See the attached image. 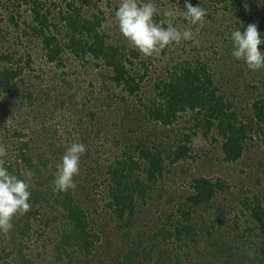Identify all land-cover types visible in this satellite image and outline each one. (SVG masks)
Returning a JSON list of instances; mask_svg holds the SVG:
<instances>
[{
  "label": "rangeland",
  "instance_id": "obj_1",
  "mask_svg": "<svg viewBox=\"0 0 264 264\" xmlns=\"http://www.w3.org/2000/svg\"><path fill=\"white\" fill-rule=\"evenodd\" d=\"M169 1L138 0L139 3H154L159 15L171 7ZM54 2L58 3L59 0L46 3L45 10L50 8L53 12ZM76 2L78 6H84L83 12L88 16L102 13V17L105 18L102 31L111 35L110 41L115 45L130 46L129 50L134 48L122 36L115 20V11L122 0H76ZM244 3L246 16H237L233 12H219L214 17L215 23L211 24L209 20L207 34L195 32L193 34L195 39L191 44L188 41L173 43L161 50L158 56L153 57H144L140 54L135 64L136 62L145 64L149 70L140 94L148 92V96L155 95L154 84L157 78L164 76L167 69L175 65L179 59L193 55L194 48H198L202 53L208 54L206 58L211 59L216 78L228 83L233 88L231 92L238 93L236 101L239 104L249 102L247 99L254 100L260 95L264 96V68L249 70L244 61L237 60L232 55L234 44L231 34L234 30L244 32L248 24L255 23L261 38L264 39V0H244ZM21 12L18 28L10 22L5 6H0V52L15 54L14 66L22 68L23 71L20 95L14 100L0 96V140L4 139L2 142L10 146L7 156L0 159L10 161L12 166H16L14 158L16 147H20V140L27 141L30 156L37 168L33 173L38 175L46 198L51 199L54 196L56 166L61 163L67 148L72 143L86 145L87 151L81 156L79 175L74 177L77 184L74 190L75 197L91 213L93 231L102 236L97 249L110 263L115 259L117 249L122 246L121 242L126 243L133 237L154 232L158 226L170 223L172 221L169 220L170 216L173 218L176 216L173 222L177 221L178 204H184L190 197L193 192L192 182L195 179L206 177L213 183H217L218 180L225 181L229 189L217 195L214 207L208 212L199 211L204 217L202 223L198 220L196 243H189L187 240L188 245L182 243L178 248L173 244L166 246L168 253L163 249L166 254L159 264H227L226 261L215 258L219 253L216 250L225 239L235 238L237 242L230 243L235 249L236 262L233 261L232 264L241 262L249 264L248 259L251 263L259 264L258 254L249 256L248 251L250 249L258 251L260 240L254 237L249 239L240 237L245 228L253 227L252 222L247 223L250 221V215L240 202L245 197L258 193L264 196V145L258 143L259 146L250 148L239 162L228 164L223 160L220 146L211 138L205 139L200 134L194 136L191 140L192 157L174 165L166 162L164 178L156 191L154 190L153 199L139 210L130 228L120 231L105 206L109 184L108 168L124 153L121 139L120 142L117 140V133L120 130H131L132 136H135L136 132L140 131L139 127L145 124L143 107L139 105L136 95L131 96L122 88L115 87L109 79L107 69L91 58L83 59L65 52L60 61L54 63L47 61L40 42L33 39L28 31L31 14L25 7ZM58 14L59 9L52 13L50 19L56 18ZM176 19L173 23L177 22ZM154 21L156 22L155 17ZM54 22L59 23L58 19ZM25 32L29 34L25 35ZM58 36L62 38L63 34ZM260 49L264 52V44H261ZM137 67L140 69L142 66ZM143 71L144 69L141 73ZM254 86H257L258 90L254 89ZM27 92L31 93V99L26 97ZM144 103H148L147 99ZM189 119L188 117L182 119L177 126L181 138L184 133L190 134L194 125L193 120ZM14 131L21 133V137H16ZM169 134L170 137L163 141L165 150H170L169 146L176 141V134L174 132ZM156 143L159 144L158 139ZM252 144L256 145V142ZM21 169L24 174L29 172L22 165ZM220 205L227 213L222 220L215 221ZM52 206L47 207V210L54 211L52 213L55 216L51 215L53 219L51 218L46 228L41 225L44 216L33 222L37 225L36 232H40L42 238L37 237L35 233L31 240L27 238L24 241V244L31 248L30 252L39 264H49L54 259L53 246L63 227L62 216ZM56 217L57 221L54 220ZM237 225L238 229L235 228ZM207 230H212L211 236H208ZM168 254L170 258L167 260Z\"/></svg>",
  "mask_w": 264,
  "mask_h": 264
},
{
  "label": "trees",
  "instance_id": "obj_2",
  "mask_svg": "<svg viewBox=\"0 0 264 264\" xmlns=\"http://www.w3.org/2000/svg\"><path fill=\"white\" fill-rule=\"evenodd\" d=\"M48 2L53 3V0H0V6H5L10 22L18 28L22 17L21 10L24 7L27 9L31 14L28 31L33 39L40 42L47 61L58 62L65 52L83 59L91 58L107 69L109 79L115 87L122 88L131 96L136 95L139 105L143 107L146 125H141L135 136H132L131 130H120L121 132L117 133V140L120 142L121 139L124 153L108 168L109 184L105 206L120 231L130 228L139 210L153 199L154 190L156 191L164 178L166 162L174 165L192 157L191 140L194 136L200 134L205 139L211 138L220 146L223 160L228 164L239 162L250 148L259 146L258 143L264 145V96L260 95L254 100L247 99L249 102L239 104L236 101L238 93L231 92L233 88L228 83L216 78L212 61L206 58V52L202 53L201 49L194 48L193 55L179 59L167 69L164 76L157 78L154 84L155 95L148 96V92L140 94L142 84L149 73L148 67L138 62L135 64L139 59V51L134 48L129 50L130 46L115 45L110 41L111 35L103 33L105 18L102 13L100 12L101 16H88L83 12L84 6H78L76 0H59L58 3L52 4L53 12L59 9V14L50 19L53 12L50 8L45 10ZM187 2L206 10L207 15L203 23L192 25L183 17L186 0H170L169 5L177 12V22L173 24L182 29L191 28L193 34L198 31H201L200 34H207L210 21L211 24L215 23L214 17L221 11L233 12L243 17L247 15L244 0ZM55 19H58L59 23H55ZM155 19L156 23L165 19L163 12L157 14ZM29 32H25V35ZM62 34L63 37L60 38L58 35ZM193 39L188 40V43H193ZM15 56L12 52H0V96L7 100L16 99L22 92L20 79L23 71L22 68L14 66ZM137 65L142 67L138 69ZM254 89L258 90V87L254 86ZM25 94L31 99V93ZM146 99L148 103H144ZM186 117L190 118L189 121L193 120L194 125L191 131L187 130L190 134L184 133L181 138L177 126ZM172 132L176 134V141L169 146L170 150H165L163 141L170 137L169 133ZM14 134L18 138L21 137V133L17 131H14ZM2 141L4 139L0 140V143L9 150V144ZM255 142L256 145H253ZM19 143L20 147L17 146L14 152L16 166L4 160L3 165L21 179H25V176L21 175L24 173L21 165L32 172L29 180L31 208L26 214L13 219V228L7 236L0 233V264L38 263L30 252L31 248L25 245L24 241L27 238L31 240L35 233L37 237L42 238L41 233L36 232L37 225L33 222L44 216L41 225L46 228L54 212L47 210V207L52 204V208L57 209L62 216L63 227L53 246L54 259L49 264H159L171 244L178 248L182 243L188 245L187 240L189 243H196L198 220L202 223L204 217L199 211H210L217 195L229 189L225 181L218 180L213 183L206 177L195 179L192 182L193 192L190 197L184 204H178L177 221L173 222L175 215L174 218L170 216L169 220L172 221L158 226L154 232L133 237L126 243L121 242L122 246L117 249L116 257L110 263L97 249L102 236L93 231L91 213L78 201L73 190L67 193L53 191L54 196L51 199L46 198L38 175L33 173L37 168L30 156L29 143L24 140ZM240 205L249 212L250 221L247 223L252 222L253 225L245 228L240 237H254L260 240L259 250L255 251V254H258V263H264V196L258 193L245 197ZM217 210L215 221H220L227 212L221 205ZM54 220L57 221V217ZM235 228L238 229L239 226ZM207 232L208 236L212 235V230ZM232 242H237V239H225L220 247H217L216 251L219 253L215 258L219 261L222 259L227 264L234 263L235 249L230 245ZM163 249L166 252H163ZM169 258L168 254L167 260ZM248 260L247 263L250 264V259Z\"/></svg>",
  "mask_w": 264,
  "mask_h": 264
},
{
  "label": "clouds",
  "instance_id": "obj_3",
  "mask_svg": "<svg viewBox=\"0 0 264 264\" xmlns=\"http://www.w3.org/2000/svg\"><path fill=\"white\" fill-rule=\"evenodd\" d=\"M186 11L182 15L192 25L203 23L206 10L200 6H193L185 3ZM158 14L157 6L152 2L139 3L138 0H122L118 10L115 11V20L118 23L119 31L129 44L139 51L144 57L158 56L161 50L175 43L193 39L191 28H180L174 25L177 12L172 8L163 10L165 19L160 23L154 21ZM167 25L165 27L164 25ZM243 26V25H242ZM234 44L232 55L237 60H242L247 68L252 71L264 68V52L260 46L264 39L258 31L255 23L247 25L244 32L234 30L231 34ZM87 151L83 143H72L62 156L61 163L57 167L53 181L55 193L75 190L77 184L74 177L79 175L81 156ZM7 156L6 147L0 144V157ZM25 179L12 174L0 160V233L8 235L13 228V219L26 214L30 208L29 203L31 191L29 180L32 173H22ZM255 254L254 249L248 251L249 256Z\"/></svg>",
  "mask_w": 264,
  "mask_h": 264
}]
</instances>
